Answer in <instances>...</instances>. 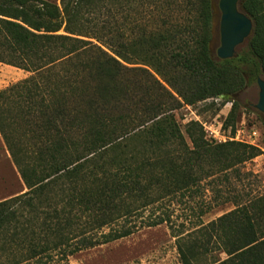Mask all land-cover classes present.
<instances>
[{
	"label": "trees",
	"instance_id": "16d2710c",
	"mask_svg": "<svg viewBox=\"0 0 264 264\" xmlns=\"http://www.w3.org/2000/svg\"><path fill=\"white\" fill-rule=\"evenodd\" d=\"M242 7L247 47L217 60L211 0H0V62L29 73L0 90V134L26 187L0 200V264H69L163 224L181 264H264V193L208 223L203 203L196 222L173 219L261 154L195 121L183 132L175 116L264 77V0Z\"/></svg>",
	"mask_w": 264,
	"mask_h": 264
},
{
	"label": "rangeland",
	"instance_id": "374dc122",
	"mask_svg": "<svg viewBox=\"0 0 264 264\" xmlns=\"http://www.w3.org/2000/svg\"><path fill=\"white\" fill-rule=\"evenodd\" d=\"M44 1L61 6V0ZM218 4L219 0H211L213 18L218 14V25L214 28L212 20L209 45L213 57L220 60L217 56V51L221 46L219 34L221 13ZM60 33L64 32L61 31ZM246 47L244 45L240 51ZM28 76V72L0 62V90ZM260 77L264 78L263 76ZM259 93L257 80L248 79L247 84L230 94L227 100H225V96L222 99L211 98L175 111L176 119L182 131L185 132L186 125L191 121L198 122L202 126H209L216 120L224 124L236 102L238 106L232 124L227 129L223 126L225 133H232V128H237L241 124L255 127L259 131L258 143L261 151V154L254 160L243 166L221 172L214 182L205 183L203 193L189 205L186 203L175 205L176 212L173 219L178 224L185 220L196 222V216L190 209L191 206L200 203L206 204V208L212 206V210L203 216V221L208 223L235 209L236 202H245L264 193V113L256 108L259 102ZM208 138L211 139L209 136ZM25 191L26 187L0 134V200L22 194ZM69 264L181 263L176 238L171 235L169 227L163 224L143 228L130 237L82 251L73 256Z\"/></svg>",
	"mask_w": 264,
	"mask_h": 264
},
{
	"label": "water",
	"instance_id": "95a60500",
	"mask_svg": "<svg viewBox=\"0 0 264 264\" xmlns=\"http://www.w3.org/2000/svg\"><path fill=\"white\" fill-rule=\"evenodd\" d=\"M242 3L243 0H219L221 46L217 51V56L220 60L237 58L240 49L247 44L253 34L254 23L244 11ZM217 16L213 18L214 28L218 25ZM257 83L260 93L256 108L264 113V78L259 77Z\"/></svg>",
	"mask_w": 264,
	"mask_h": 264
},
{
	"label": "built area",
	"instance_id": "2783aa9c",
	"mask_svg": "<svg viewBox=\"0 0 264 264\" xmlns=\"http://www.w3.org/2000/svg\"><path fill=\"white\" fill-rule=\"evenodd\" d=\"M208 136L216 143L238 142L247 144L253 147L260 148L258 143L259 131L255 127H249L241 124L236 128L234 133L226 134L224 131L223 122H218L207 126L203 125Z\"/></svg>",
	"mask_w": 264,
	"mask_h": 264
}]
</instances>
